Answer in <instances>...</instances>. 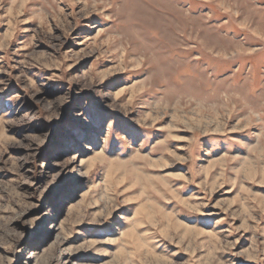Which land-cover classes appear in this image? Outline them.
Wrapping results in <instances>:
<instances>
[{
  "label": "rangeland",
  "instance_id": "rangeland-1",
  "mask_svg": "<svg viewBox=\"0 0 264 264\" xmlns=\"http://www.w3.org/2000/svg\"><path fill=\"white\" fill-rule=\"evenodd\" d=\"M0 264H264V0H0Z\"/></svg>",
  "mask_w": 264,
  "mask_h": 264
},
{
  "label": "bare ground",
  "instance_id": "bare-ground-1",
  "mask_svg": "<svg viewBox=\"0 0 264 264\" xmlns=\"http://www.w3.org/2000/svg\"><path fill=\"white\" fill-rule=\"evenodd\" d=\"M217 118V117H216Z\"/></svg>",
  "mask_w": 264,
  "mask_h": 264
}]
</instances>
